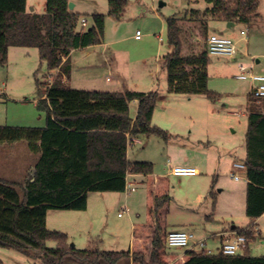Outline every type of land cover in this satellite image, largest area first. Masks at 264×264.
Listing matches in <instances>:
<instances>
[{
	"label": "rangeland",
	"instance_id": "rangeland-1",
	"mask_svg": "<svg viewBox=\"0 0 264 264\" xmlns=\"http://www.w3.org/2000/svg\"><path fill=\"white\" fill-rule=\"evenodd\" d=\"M126 1L127 7L121 19L117 20L109 15V0H69V5H74V11L81 14V19L87 20L85 29L93 25V14L106 17L104 46L74 51L73 60L84 59L82 63L86 61L87 66L92 64L86 78H90L98 90L159 92L153 124L168 131L173 138L165 143L155 136L140 137L130 144L128 159L131 162L153 163L157 175L171 174L169 163L172 167L176 166L175 160L184 154L200 167L201 174L196 177L168 178L169 186L165 192L170 199L162 206L159 220L167 233L186 230L193 232L196 239H206V248L203 249L206 253L217 254L220 249V240L216 237L218 232L233 225L244 228L250 223L244 209V195L241 197L238 192L239 188L243 192L245 179L232 181L229 174L233 171L234 161L241 162L246 156L251 81L237 78L239 67L254 64V72L264 75V0H259L262 21L251 26L236 24L228 28L224 22L209 20L210 33L231 39L238 47L234 60L228 56H210L209 89L220 95L215 101L205 96L169 94L167 74L162 68L163 58L172 52L167 41L166 19L173 16L184 19L191 9L204 10L207 4L203 0L198 3L187 0ZM49 6V0H27L28 9L39 14L46 12ZM185 26L188 27V24ZM137 31L142 34L140 41L135 39ZM242 31L246 36L241 35ZM204 42L200 34H194L193 44L202 45ZM188 44H185L187 51L190 50ZM106 51H113L118 56L117 68L113 66L112 71L106 65ZM253 54L259 56L252 57ZM256 60L260 63L257 64ZM37 80L41 84L39 87ZM52 80V73L40 60L38 49L10 47L7 65H0V126L44 128L47 113L40 110L37 104ZM77 85L75 81L70 86L80 87ZM129 107L130 116L135 118L138 104L132 101ZM36 161L35 155L28 160L26 169L22 170H26V174H20L14 168L5 170L22 188L33 176ZM237 173L243 176L241 171ZM88 196V211L50 210L48 229L66 233L70 244L78 249L127 252L130 248L133 250L136 227L144 226L140 253L149 256L150 238L153 236L148 226L153 212L150 214L145 186H136V191L130 193H89ZM261 227V236L249 240L253 256L264 255V220ZM167 233L164 234V241ZM46 245L48 248L57 246L53 240ZM185 251L188 249L171 248L165 244L161 260L173 264L172 260L178 253ZM241 253L243 250L238 254ZM0 262L42 264L40 260L28 258L14 249L3 248H0ZM65 264L81 263L67 258ZM118 264L130 263L121 261Z\"/></svg>",
	"mask_w": 264,
	"mask_h": 264
},
{
	"label": "trees",
	"instance_id": "trees-1",
	"mask_svg": "<svg viewBox=\"0 0 264 264\" xmlns=\"http://www.w3.org/2000/svg\"><path fill=\"white\" fill-rule=\"evenodd\" d=\"M203 1L207 4L204 10L191 9L184 19H166L172 52L163 58L162 68L167 74L169 94L205 96L215 101L220 95L209 89V20L251 26L261 18L260 1ZM49 2L47 11L39 14L28 9L27 0H0V65H7L10 47L36 48L53 76L37 104L47 113L44 128L0 126V144L26 142L29 151L37 156L33 176L24 187L0 178V248L14 249L42 264H65L67 258L81 264H166L161 260V251L167 231L159 223V212L170 199L167 195L154 197L149 256L131 250L78 249L70 244L66 233L47 227L50 210L86 211L89 193H125L128 175H152V163L128 160V149L134 140L155 136L167 143L173 138L153 124L159 92L82 90L70 86L71 53L105 43L106 17L93 14V25L85 29L81 14L70 10L69 0ZM126 7V0H109V15L120 20ZM195 33L205 40L202 45L192 43ZM37 85H41L38 80ZM132 101H138L135 118L130 116ZM257 101L251 92L244 160L248 180L246 216L251 222L264 215V99ZM236 231L248 240L243 253L227 256L221 247L217 254L193 248L187 251L184 264H264V255H251L249 240L255 239L253 231ZM49 240L57 246L48 248Z\"/></svg>",
	"mask_w": 264,
	"mask_h": 264
},
{
	"label": "crops",
	"instance_id": "crops-1",
	"mask_svg": "<svg viewBox=\"0 0 264 264\" xmlns=\"http://www.w3.org/2000/svg\"><path fill=\"white\" fill-rule=\"evenodd\" d=\"M261 19H262V17L260 18L259 21H262ZM225 24L228 25V28L235 27V25H236L234 23H232L233 25L232 24L230 25V23H225ZM244 33L245 32L242 31L241 32V35L242 36L243 35L246 36V33L245 34ZM210 35H216V34L215 33H210ZM135 39H136V36H135ZM141 39H142V37H141ZM0 40H1V36H0ZM140 40H137V41H140ZM100 46H104V44L103 45H100ZM74 53L75 52H72L71 53V60H72V66H73V68H72V73H71V78H70V85H71L72 82L77 81V84L80 85V87H72V86L71 87L74 88V89L103 91V90H98L96 88V85H93L94 83H92V80L90 78H88L89 77V73H90V70L88 68L93 67L92 64L89 65V66H87L88 63H86V61L84 63H82L84 61V59H83V61L73 60ZM244 56H246V55H244ZM257 56H259V55L253 54L252 57H257ZM106 57H107L106 58V65H107L108 69L110 71H112L113 70V66L116 69L117 68V65H118V56H117V53H115L113 51H110V52L106 51ZM234 58H236V56L233 57L232 60H234ZM256 63L259 64L260 61L259 60H256ZM253 67H254V64H253ZM254 71H255V68H254ZM258 75H261V74H258ZM86 76H88V77L86 78ZM238 76L239 75H237V78H238ZM86 79L88 80V83H84V81H86ZM89 79L91 81H89ZM107 80H109V79H107ZM245 81H251V80H245ZM254 86H255V83L253 81H251V90L249 92V95H250V93L252 91V88ZM116 92H119V91H116ZM140 93H142V92H140ZM136 103L138 104V101H136ZM155 111H156V109H155ZM155 114L156 113H154L153 121H154V118H155ZM135 141L136 140H134L133 142H135ZM31 157H33V154L29 151L26 142H19V143H13V144H8V143L0 144V178H2L4 180H7V181H10V182L18 183V181L14 177H11V175H8V173H7L8 170H5V169L6 168H9V169L10 168L11 169L14 168V169L18 170V172L20 174L21 173L22 174H26V170H25V172H22V170L24 168L26 169L28 160ZM245 159H246V156H245ZM244 160H242L239 163H243L244 164ZM175 162H176V166H173V167H177L178 166V167L195 168L198 172L201 170L199 166H197L196 164H194L186 156V154H184L183 157H178V159H176ZM235 162L236 161H234V163ZM17 163H18V166H17ZM234 163H233V165H234ZM169 166L172 168V165L170 163H169ZM33 170H34V167H33ZM238 171H241L242 172V175L243 176H241V178H244L245 179V182H246V185H245V188H244L243 192H242V188H239L238 189L239 196L242 197V195H244V198H245V201H244L245 202L244 209H245V213H246V196H247V184H248V180H247V177H246V170L245 171L244 170H238ZM238 171L235 170L234 167H233V171H231L230 174H229V176L232 179V181L238 182V181L241 180V178H240V180H235L231 176L232 173H237ZM218 172H219V170H218ZM199 174H201V173L199 172ZM198 175H196V176H198ZM171 176L177 177V176H174V175H172L170 173H165V174H162V175H157V174H155V172L152 175H148V176H142V175H130L129 176V181L132 182V183H134L135 191H136V186L137 187H139V186H145V188L147 189V196H148V199H149V202L148 203H149L150 214H151V212H153L154 197L155 196L159 197V196H165V195H167V193L165 192V190L168 189V186H169L168 178L171 177ZM196 176H191V178L192 177H196ZM233 183H235V182H233ZM89 203L90 202H89V196H88V207H89ZM88 207H87V210L86 211H88ZM150 217H151V223L149 224L148 227H151L150 229H152V236H153V233H154V231H153L154 228H152V224H154V220L152 219L153 218V215L151 214ZM263 220H264V215L261 216L260 218L256 219L253 222L250 221V223H248L244 228H239V227H236L235 225H233L229 229H223L222 232H218L216 234V237H218L219 240H220V247H221V242H222L221 235L224 234V233H226L228 230L231 231V232H236V229L237 228H239V229H250V230H252V227L254 226L253 227L254 228V231H255V235L254 236L256 238L259 237V236H261V232H262L261 231V228H262L261 226H263ZM159 223L161 225V221L160 220H159ZM144 228H145L144 226L136 227L135 230L137 231V234L135 233L134 236H133L134 247H133V250L131 248L129 249L132 252H135V251L140 252V251H142L140 247H141L142 240H143V237L142 236H143V230H144ZM197 240L198 241H205L206 242V239H197ZM150 241H152V238H150ZM195 249L198 250V251H201L198 248H195ZM251 250H252V246H251L250 251ZM186 253H187V251H185L184 253H178V255L176 256V258L174 260H172L173 261V264L174 263H176V264H184L188 260V256L186 255ZM0 264H3V263L0 262ZM130 264H134V263L131 262Z\"/></svg>",
	"mask_w": 264,
	"mask_h": 264
},
{
	"label": "built area",
	"instance_id": "built-area-1",
	"mask_svg": "<svg viewBox=\"0 0 264 264\" xmlns=\"http://www.w3.org/2000/svg\"><path fill=\"white\" fill-rule=\"evenodd\" d=\"M82 25L85 27L87 25V20H82ZM142 34L138 31L136 33V39L140 40ZM207 51L209 55H220L235 57L238 52V47L231 39L219 37L217 35H210L207 40ZM240 80H251L255 83L252 88V94L255 99L261 101L264 99V75H258L254 72L253 64L249 66L240 65L239 76ZM235 170H246L243 163L235 162L233 165ZM171 174L177 177H191L196 176L199 172L195 168L189 167H172ZM129 176L126 178V190L125 192H134V183L129 181ZM232 178L235 180H240L241 176L238 173H232ZM221 251L224 255L233 256L237 255L241 250L246 247L248 242L245 235L236 232L224 233L221 235ZM166 245L171 248L176 249H193L200 247L202 250L206 248L205 241H198L196 236L191 231L186 230H173L166 235Z\"/></svg>",
	"mask_w": 264,
	"mask_h": 264
},
{
	"label": "water",
	"instance_id": "water-1",
	"mask_svg": "<svg viewBox=\"0 0 264 264\" xmlns=\"http://www.w3.org/2000/svg\"><path fill=\"white\" fill-rule=\"evenodd\" d=\"M69 8H70V10H74V5L73 4H70L69 5ZM31 11H33V10H31ZM232 23H230V25H231ZM233 25V24H232Z\"/></svg>",
	"mask_w": 264,
	"mask_h": 264
}]
</instances>
